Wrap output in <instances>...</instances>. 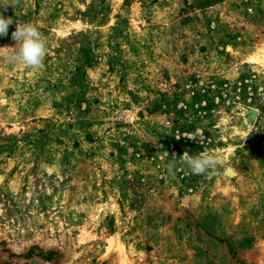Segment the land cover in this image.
<instances>
[{
    "label": "rangeland",
    "instance_id": "obj_1",
    "mask_svg": "<svg viewBox=\"0 0 264 264\" xmlns=\"http://www.w3.org/2000/svg\"><path fill=\"white\" fill-rule=\"evenodd\" d=\"M0 12L49 46L0 60V264H264V0ZM185 151L224 166L169 173Z\"/></svg>",
    "mask_w": 264,
    "mask_h": 264
},
{
    "label": "clouds",
    "instance_id": "obj_2",
    "mask_svg": "<svg viewBox=\"0 0 264 264\" xmlns=\"http://www.w3.org/2000/svg\"><path fill=\"white\" fill-rule=\"evenodd\" d=\"M18 0H11L0 6L7 8L15 6ZM15 24V30L11 33V38L15 42L14 46L0 47V60L9 66H20L31 71H39L44 67V60L49 52L47 38L39 30L38 26L31 22H21L13 17H5L0 12V37H7L9 27ZM184 137L196 143L202 142V135L198 129L194 134H186ZM179 139L180 137H176ZM165 155L168 153L165 152ZM172 161L168 164L169 173L175 172L178 168L186 169L194 175H216L218 170L224 166V159L219 153H199L192 155L185 151L176 159L173 155Z\"/></svg>",
    "mask_w": 264,
    "mask_h": 264
}]
</instances>
